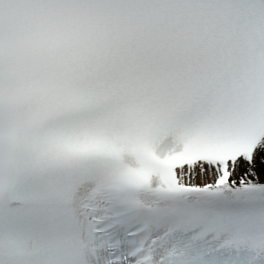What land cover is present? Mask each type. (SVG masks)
Instances as JSON below:
<instances>
[{
	"label": "snow or ice",
	"instance_id": "6c2138e0",
	"mask_svg": "<svg viewBox=\"0 0 264 264\" xmlns=\"http://www.w3.org/2000/svg\"><path fill=\"white\" fill-rule=\"evenodd\" d=\"M0 264H264V0H0Z\"/></svg>",
	"mask_w": 264,
	"mask_h": 264
}]
</instances>
